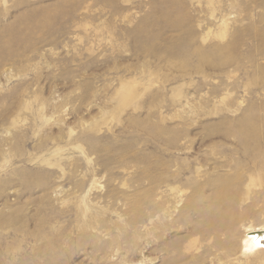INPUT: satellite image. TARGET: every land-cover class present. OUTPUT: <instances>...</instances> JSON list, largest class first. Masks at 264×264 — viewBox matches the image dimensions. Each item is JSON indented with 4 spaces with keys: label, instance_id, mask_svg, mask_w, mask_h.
<instances>
[{
    "label": "rangeland",
    "instance_id": "obj_1",
    "mask_svg": "<svg viewBox=\"0 0 264 264\" xmlns=\"http://www.w3.org/2000/svg\"><path fill=\"white\" fill-rule=\"evenodd\" d=\"M255 227L264 0H0V264H264Z\"/></svg>",
    "mask_w": 264,
    "mask_h": 264
},
{
    "label": "bare ground",
    "instance_id": "obj_2",
    "mask_svg": "<svg viewBox=\"0 0 264 264\" xmlns=\"http://www.w3.org/2000/svg\"><path fill=\"white\" fill-rule=\"evenodd\" d=\"M131 94V90H129L127 96L125 99L129 98ZM264 228L262 227H255V228H247V232L245 234V237L243 239V245H244V251L251 252V250H254L259 246V241L263 237Z\"/></svg>",
    "mask_w": 264,
    "mask_h": 264
}]
</instances>
